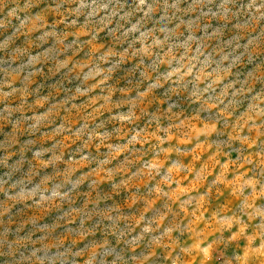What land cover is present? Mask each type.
Wrapping results in <instances>:
<instances>
[{"label": "clouds", "instance_id": "clouds-1", "mask_svg": "<svg viewBox=\"0 0 264 264\" xmlns=\"http://www.w3.org/2000/svg\"><path fill=\"white\" fill-rule=\"evenodd\" d=\"M0 197L3 264H264V0H0Z\"/></svg>", "mask_w": 264, "mask_h": 264}, {"label": "rangeland", "instance_id": "rangeland-1", "mask_svg": "<svg viewBox=\"0 0 264 264\" xmlns=\"http://www.w3.org/2000/svg\"><path fill=\"white\" fill-rule=\"evenodd\" d=\"M0 202H2V197H0ZM47 214H41L33 216L32 213L28 212L25 209H20L15 211V214L12 215L11 219L7 216L4 217L5 223L0 225V264H3L4 255L7 254L6 249L11 244L13 236L12 234H17L19 237H27L33 232H39L43 235V232L49 228L55 226V223H63L59 217L56 218V221L48 223L45 219Z\"/></svg>", "mask_w": 264, "mask_h": 264}]
</instances>
